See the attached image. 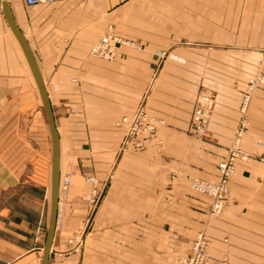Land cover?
Returning a JSON list of instances; mask_svg holds the SVG:
<instances>
[{
	"label": "crops",
	"instance_id": "1",
	"mask_svg": "<svg viewBox=\"0 0 264 264\" xmlns=\"http://www.w3.org/2000/svg\"><path fill=\"white\" fill-rule=\"evenodd\" d=\"M205 2L210 7L203 6ZM204 8L215 20L212 42L220 46L212 66H234V61L239 63L235 59L245 57L237 52L264 51V0H196V10ZM11 10L27 37L51 103L60 137L61 175L73 174L68 192H60L49 264H93L91 259L98 255L100 264H123V251H116L113 262L106 255L109 252L69 250L70 239L90 220L92 184L87 178L95 175L100 185L107 186L94 222L99 227H116V243L123 242L119 228L125 225L134 228L149 220L146 227L154 229L155 212L171 202L172 171L201 175L205 148L215 158L228 154L240 119L239 95L231 86L214 95L206 134L195 137L191 152L190 144L182 142L192 139L185 133L191 126V100L153 92L146 107L163 121L159 130L165 146L179 148L178 156L169 153L158 159L147 150L111 158L124 135L116 122L139 106L141 90L159 61L157 52L164 53L165 63L187 65L182 58L187 50L172 43V0H57L35 6L12 0ZM157 15L162 32L139 28H147L146 19ZM136 18L145 25L137 24ZM111 24L137 43L121 45L118 57L108 61L93 56L91 48ZM236 81L240 80L227 79ZM259 96L262 106L260 114L255 113L259 123L252 124L243 139V147L250 152L258 140L264 146V90ZM93 147L102 148L101 155H94ZM72 148H81L80 154ZM52 168L53 136L40 87L21 45L0 16V264H42L51 218ZM255 189H264V164L238 160L231 179L233 201L209 224L213 256L230 255L235 242L263 245L264 224L245 214V203ZM173 192L176 200L189 204L184 196L186 183L179 182ZM191 203L197 227L204 223L207 204ZM241 226L244 229L238 230ZM259 244V250H240V258L264 259V247ZM132 251V257L139 259V247Z\"/></svg>",
	"mask_w": 264,
	"mask_h": 264
},
{
	"label": "rangeland",
	"instance_id": "2",
	"mask_svg": "<svg viewBox=\"0 0 264 264\" xmlns=\"http://www.w3.org/2000/svg\"><path fill=\"white\" fill-rule=\"evenodd\" d=\"M11 2L12 0H9L10 6ZM203 6L210 7V3L205 2ZM0 16L6 24L1 0ZM157 18L159 15L156 18L146 19L147 28H144L145 26L139 28L147 32L153 30H156V33L162 32V22L159 23ZM135 21L137 24H144L143 19V22L140 18H136ZM213 22L215 20L211 18V12L206 8L203 11L196 10V0H187V2L186 0H172V43H178L187 50L182 56L184 60H187V65L179 66L174 64V61L173 65L165 63L164 53L157 52L159 61L153 67L154 70L151 71L148 83L144 84V90H141L139 106L133 114L124 115L116 122V126L122 128L124 135L120 146L116 152L114 151L111 158H120L125 152L142 153L147 150H152L155 158L158 159L169 157V153L178 156L179 148L165 146L164 134L159 130L163 121L154 116L146 107L153 92L157 95L166 94L172 98L191 100V126L185 133L187 136H192V139L189 137L182 142L190 144L188 149L192 152L195 146V137L202 138L206 134V124L209 120V111L214 95L222 91L227 92V88L231 86L236 95H239L237 104L240 119L228 154L224 158H215L214 155L208 154V150L205 148L206 154L204 153L202 156L204 172L200 173L201 175H189L182 170H173L168 188L174 191L179 182L186 183L188 192L184 196H187L189 204L184 205L180 199L176 200L175 196L177 195L172 191L171 202L170 200L166 201V206L161 204V208L155 212L154 229L146 227L149 220L140 221L139 226H134V228L130 224L125 225L123 228H119L122 234V243H116L114 240L116 227L108 225L99 227L94 222L96 211L104 198L107 186L100 185L96 176L90 175L87 178L92 184L90 220L70 239L69 250L74 252H83L84 250L97 253L109 252L106 255L113 257L110 260L113 262L116 251H123V264H264V259H244L240 258L238 254L240 250H259L256 248L259 243L248 245L241 241L235 242L232 250L228 252L230 255L213 256L215 252L212 249L214 245L209 224L212 220L220 218L226 207L233 201L231 179L236 173V162L245 160V162L259 161L264 164V146L261 140L255 142V149L252 152L243 147V139L248 134L249 128L252 124L259 123V116H256L255 113L260 114L262 106L259 93L264 90V51L262 53L237 52L240 55L243 53L245 57L241 56L235 59L239 63L234 61V66H212L213 59L218 57L214 55L215 50L220 47L212 42ZM134 43L136 45L137 42L122 36L117 27L111 24L94 43L91 54L111 61L118 57L121 45ZM97 48L100 52H97ZM228 78H236L240 81L228 83ZM170 79L178 81H169ZM72 149L75 154H80L78 150L81 148ZM92 150L95 152L94 155H101L102 148L93 147ZM198 158L201 157L198 156ZM67 173L71 174L72 180L66 190H60L63 195L68 192L73 181V174L70 171L64 172L61 175L62 179ZM254 191L255 193L249 196L250 200L245 203V208L248 209L245 214H247V218L259 219L260 223L264 224V209H262V207L264 208V189H255ZM192 200H201L207 204L203 211L204 223L197 227L194 224ZM240 229L244 228L241 226L238 230ZM132 238L137 239L138 242H131ZM136 246L140 249L139 259L132 257V250ZM261 246L264 247V243ZM98 258L99 255L97 258H92V263L100 264L102 260ZM118 261L121 262V259Z\"/></svg>",
	"mask_w": 264,
	"mask_h": 264
},
{
	"label": "water",
	"instance_id": "3",
	"mask_svg": "<svg viewBox=\"0 0 264 264\" xmlns=\"http://www.w3.org/2000/svg\"><path fill=\"white\" fill-rule=\"evenodd\" d=\"M2 5V11L4 14V17L9 25V27L12 29L13 33L15 34L16 38L18 39L25 56L33 70V73L35 74L37 84L40 87L41 94H42V101L46 113V117L52 132L53 136V168H52V203H51V218H50V224L46 236L45 246H44V256L42 264H49V259L52 251V244L55 236V231L57 227V220H58V212H59V198H60V176H61V170H60V137L59 133L57 131L55 118L53 115V110L51 107L50 100L47 96L46 89L44 86V82L42 80L37 61L35 59V56L33 54V51L30 47V44L27 40V37L23 33V31L20 29L19 25L17 24L12 10L9 3V0H1Z\"/></svg>",
	"mask_w": 264,
	"mask_h": 264
},
{
	"label": "built area",
	"instance_id": "4",
	"mask_svg": "<svg viewBox=\"0 0 264 264\" xmlns=\"http://www.w3.org/2000/svg\"><path fill=\"white\" fill-rule=\"evenodd\" d=\"M27 5L29 6H35V5H39V4H47V3H52L55 2L57 0H23ZM97 52H100L99 49L97 48ZM72 180V176L71 174L67 173L63 176V179L61 181L60 184V190L64 189L66 190L68 185L70 184Z\"/></svg>",
	"mask_w": 264,
	"mask_h": 264
},
{
	"label": "bare ground",
	"instance_id": "5",
	"mask_svg": "<svg viewBox=\"0 0 264 264\" xmlns=\"http://www.w3.org/2000/svg\"><path fill=\"white\" fill-rule=\"evenodd\" d=\"M12 30V29H11ZM13 32V31H12ZM15 35V34H14ZM16 37V36H15ZM17 39V38H16ZM18 40V39H17ZM19 42V41H18ZM20 44V43H19ZM201 122V121H200ZM62 181V180H61ZM60 184H61V182H60Z\"/></svg>",
	"mask_w": 264,
	"mask_h": 264
}]
</instances>
